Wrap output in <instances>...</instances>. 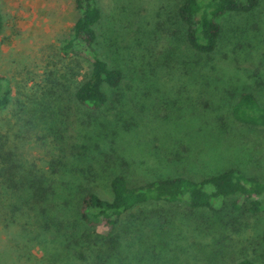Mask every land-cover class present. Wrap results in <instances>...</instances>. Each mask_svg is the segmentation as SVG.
<instances>
[{
  "label": "rangeland",
  "instance_id": "374dc122",
  "mask_svg": "<svg viewBox=\"0 0 264 264\" xmlns=\"http://www.w3.org/2000/svg\"><path fill=\"white\" fill-rule=\"evenodd\" d=\"M183 1L98 0V49L125 78L96 111L75 100L71 59L61 51L79 17L74 0H0V75L12 89L10 107L0 110V136L40 168L58 159L63 146V161L90 170L91 186L108 199L119 174L132 187L174 177L201 181L232 169L264 181V127L233 116L246 92L264 106V0L250 13L219 20L222 36L210 55L188 43L177 13ZM89 69L83 66L79 81ZM235 200L216 213L186 203L147 206L146 216L163 208L173 221V254L162 256L166 263L174 255L173 264H234L242 258L264 264V212L235 210ZM7 238L0 225V249L14 257ZM76 252L70 250L67 262L46 256L35 264H83Z\"/></svg>",
  "mask_w": 264,
  "mask_h": 264
},
{
  "label": "trees",
  "instance_id": "16d2710c",
  "mask_svg": "<svg viewBox=\"0 0 264 264\" xmlns=\"http://www.w3.org/2000/svg\"><path fill=\"white\" fill-rule=\"evenodd\" d=\"M259 4L260 0H184L177 13L190 46L210 55L222 36L219 20L230 13H250ZM74 6L79 17L61 51L71 59L75 100L97 111L107 106L108 90L119 88L125 75L120 68L111 67L98 49L95 26L102 18L98 0H74ZM3 24L0 10V30ZM85 64L89 65V75L79 81ZM11 103L9 81L0 75V110L8 109ZM44 110L52 115L48 108ZM233 116L242 124L264 127V106L251 92L240 95ZM12 148L1 135L0 225L15 256L11 257L6 247L1 248L0 264H35L43 258L67 262L71 249L77 250L75 260L83 264H173L174 255L173 263H166L162 257L173 254V221L163 208L146 216L147 206L186 203L193 209L216 213L226 200L236 197L232 205L235 210L264 212V181L237 169L201 181L174 177L136 187L119 174L109 186L112 197L108 199L91 186L94 177L90 170L75 161H63V146L59 145V158L47 168L29 163ZM50 170L57 173V179ZM36 247L43 258L35 253ZM234 264L256 263L242 258Z\"/></svg>",
  "mask_w": 264,
  "mask_h": 264
}]
</instances>
